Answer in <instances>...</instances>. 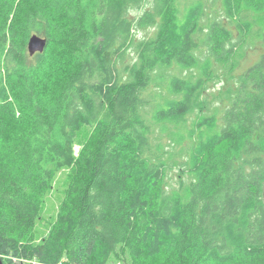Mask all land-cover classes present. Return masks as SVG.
Returning <instances> with one entry per match:
<instances>
[{
  "label": "trees",
  "instance_id": "trees-1",
  "mask_svg": "<svg viewBox=\"0 0 264 264\" xmlns=\"http://www.w3.org/2000/svg\"><path fill=\"white\" fill-rule=\"evenodd\" d=\"M33 35L48 45L31 56ZM53 44L70 69L47 96ZM0 256L264 264V0H0Z\"/></svg>",
  "mask_w": 264,
  "mask_h": 264
},
{
  "label": "rangeland",
  "instance_id": "rangeland-1",
  "mask_svg": "<svg viewBox=\"0 0 264 264\" xmlns=\"http://www.w3.org/2000/svg\"><path fill=\"white\" fill-rule=\"evenodd\" d=\"M146 4L141 6L140 8H133L132 15L135 17H139L142 15L143 11L146 8ZM151 31H141L137 32V34L141 37L147 36ZM153 33V32H152ZM152 35L151 33L148 35ZM28 48V46H27ZM263 49L260 45H257L254 49L246 51L244 57L242 58V62L238 67L237 75H241L246 71L249 67H251L255 62L258 61L260 55L262 54ZM65 52L59 48L56 44L52 45L51 53L49 56L50 65L42 78V90L47 96H51L55 94L56 91L61 87L63 80L65 79L69 69V59L64 54ZM221 89V83L215 82L214 85H210V89L208 91L209 98H212L213 93H219L218 90ZM95 140V132L93 129L85 128L77 139V143L75 146L76 154H78L84 146H90L94 143ZM71 172L70 170H62L59 172L55 178L53 189L48 195L46 199V203L43 209L41 220L37 224V231L39 237L46 236L55 221L57 212L64 198V191L70 181ZM1 258V256H0ZM109 264H121L117 262L115 259H112Z\"/></svg>",
  "mask_w": 264,
  "mask_h": 264
},
{
  "label": "water",
  "instance_id": "water-1",
  "mask_svg": "<svg viewBox=\"0 0 264 264\" xmlns=\"http://www.w3.org/2000/svg\"><path fill=\"white\" fill-rule=\"evenodd\" d=\"M47 45V39L38 35H33L28 42V52L31 56H34L37 53H43L46 50ZM0 264H4L1 259Z\"/></svg>",
  "mask_w": 264,
  "mask_h": 264
}]
</instances>
